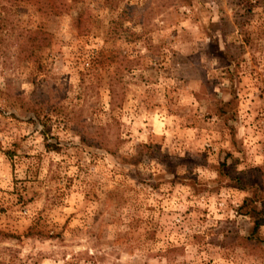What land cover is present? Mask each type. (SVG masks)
<instances>
[{
  "label": "rangeland",
  "instance_id": "374dc122",
  "mask_svg": "<svg viewBox=\"0 0 264 264\" xmlns=\"http://www.w3.org/2000/svg\"><path fill=\"white\" fill-rule=\"evenodd\" d=\"M254 193L264 0H0V264H264Z\"/></svg>",
  "mask_w": 264,
  "mask_h": 264
},
{
  "label": "trees",
  "instance_id": "16d2710c",
  "mask_svg": "<svg viewBox=\"0 0 264 264\" xmlns=\"http://www.w3.org/2000/svg\"><path fill=\"white\" fill-rule=\"evenodd\" d=\"M36 32L37 31H35L34 33H36ZM42 39L45 40V38L43 36H42ZM48 141L49 140H46V149L48 151H54V152L60 151V146L58 144H52L51 142H48ZM254 172H256V173L260 172L261 173L262 169L259 168V169L255 170ZM249 186L251 187V182L249 180L244 181V180H242V178H237L235 181V187L245 189ZM257 196H258V193H254V198H247L244 201L243 205L239 209V213L241 215H247L250 218L254 219V227H253V232H252L253 235H256L258 233L259 229L262 226H264L263 210H261L258 207V197Z\"/></svg>",
  "mask_w": 264,
  "mask_h": 264
}]
</instances>
